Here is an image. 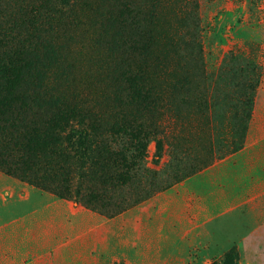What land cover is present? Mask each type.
<instances>
[{
  "label": "rangeland",
  "instance_id": "1",
  "mask_svg": "<svg viewBox=\"0 0 264 264\" xmlns=\"http://www.w3.org/2000/svg\"><path fill=\"white\" fill-rule=\"evenodd\" d=\"M0 101L6 133L38 145L44 136L72 177L112 155L121 178L131 179L121 166L131 155L138 173L120 194L93 193L86 181L77 196L73 179L60 196L58 183L46 190L0 170L1 203L30 190L94 213L84 203L101 195L100 209L115 211L153 193L151 174L171 170L182 183L216 167L239 187L241 230L264 221V191L251 190L264 186V0H0ZM225 180L204 184L217 185L216 202ZM233 249L244 264L238 244L212 264ZM24 258L0 254V264L38 263Z\"/></svg>",
  "mask_w": 264,
  "mask_h": 264
},
{
  "label": "crops",
  "instance_id": "2",
  "mask_svg": "<svg viewBox=\"0 0 264 264\" xmlns=\"http://www.w3.org/2000/svg\"><path fill=\"white\" fill-rule=\"evenodd\" d=\"M214 169L114 218L30 190L16 200L15 193L7 192L9 198L0 202V254L9 259L23 255L40 264H212L238 244L244 264H264V221L241 230L233 214L239 187L234 189L228 176L220 179ZM225 179L231 185L216 202L219 188L204 184ZM251 190L264 191V186L254 184ZM218 203L230 211L211 213Z\"/></svg>",
  "mask_w": 264,
  "mask_h": 264
},
{
  "label": "trees",
  "instance_id": "3",
  "mask_svg": "<svg viewBox=\"0 0 264 264\" xmlns=\"http://www.w3.org/2000/svg\"><path fill=\"white\" fill-rule=\"evenodd\" d=\"M14 134L15 132H12L8 135L6 133L5 125H0V170L13 175L22 181L29 180L36 184L35 186H41V188L46 190H51L46 186V182L52 181L58 183L60 185V191H57V195H60L63 192L64 194L69 193L73 179L78 181V188L75 190L77 196L81 194L79 189L84 187V183L86 181L92 185V192H98V194H102L104 192L120 194L121 192L129 191L127 184L132 186L133 182L136 181L135 176L138 175L137 170H135V168H137V159L132 155L131 157L126 158V163L121 164V166L127 165V170H130V180L121 178L122 176L119 174L120 172L115 165V157L113 155L111 157H98L99 160L93 159L92 164L87 171H78L73 178L68 168H64L60 159L58 161V159L56 160L54 158V155L47 153L45 150L47 140L44 136L39 134L35 137L36 142L38 138L41 141V145H38V143H30V140L28 139L18 138V136H15ZM246 136L247 134L242 135L241 143L244 142ZM5 139H7V145L3 144ZM81 144H84V139H82ZM6 149L7 152L5 151ZM234 150L238 151L240 148L236 147ZM168 173L169 174L167 176H156L155 174H151L155 179H151L152 183L155 184L158 182V187H154V189H152L153 193L168 190L175 184L179 183L182 178L184 179L186 177L182 175L177 178V174L175 172L172 173L171 170ZM153 193L151 195L149 194L145 198H141L138 193L129 195L130 197L121 201V203L118 202L120 203L121 208L115 209V211H104L100 209L101 203L97 201L102 199L101 195H94V200L96 202L92 199L93 203L88 202L87 199L84 205L87 208H92L91 210L102 216L114 218L121 213L142 204L143 201L152 198ZM75 200L78 201V197L75 198ZM237 259L238 255L233 249L226 257V264H237Z\"/></svg>",
  "mask_w": 264,
  "mask_h": 264
}]
</instances>
